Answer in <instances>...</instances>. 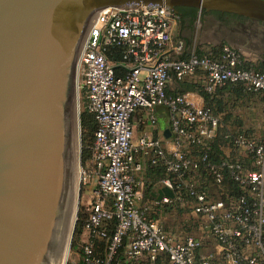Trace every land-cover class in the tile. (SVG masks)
<instances>
[{"label":"built area","instance_id":"1","mask_svg":"<svg viewBox=\"0 0 264 264\" xmlns=\"http://www.w3.org/2000/svg\"><path fill=\"white\" fill-rule=\"evenodd\" d=\"M179 19L166 5L106 6L84 36L76 83L79 109L85 107L97 122L92 165L98 178L84 264H111L124 237L129 238L125 264H155L161 254L170 264H264V133L224 136L246 152L249 164L228 155L213 160L209 150L219 136L220 117L199 91H169L173 78L197 76L209 92L238 82L264 92V72L229 43L212 54H201L194 45L182 56L185 42L175 38ZM119 54L120 60L111 57ZM157 107L168 110L170 136L137 134L136 114L144 110L139 120L156 128ZM194 147L203 152L194 153ZM147 165H162L168 174L155 180L156 187L174 192L156 196L155 204L176 198L185 204L190 198L198 235L172 237L160 219L149 216L154 204L145 200ZM111 220L114 232L101 257L95 240L109 237Z\"/></svg>","mask_w":264,"mask_h":264},{"label":"water","instance_id":"2","mask_svg":"<svg viewBox=\"0 0 264 264\" xmlns=\"http://www.w3.org/2000/svg\"><path fill=\"white\" fill-rule=\"evenodd\" d=\"M135 5L264 22V0H0V264H58L75 213L71 247L80 198L77 58L96 10ZM163 196L174 192L161 187Z\"/></svg>","mask_w":264,"mask_h":264},{"label":"trees","instance_id":"3","mask_svg":"<svg viewBox=\"0 0 264 264\" xmlns=\"http://www.w3.org/2000/svg\"><path fill=\"white\" fill-rule=\"evenodd\" d=\"M177 13L180 17V22L183 23V25H186L187 27L194 28L196 19L199 13H207V11L199 9L195 7L190 6H180L177 7ZM187 11V12H185ZM215 14L220 15H228V16H238L237 14L228 13V12H221V11H211ZM225 43V42H224ZM216 49V47L210 49L209 51H204L200 47L197 48V51L201 54H212L210 53ZM114 59L120 60L122 59V55H114L111 56ZM117 62V61H116ZM252 66L260 71L264 72V60L259 61L257 64H252ZM187 91H199L202 96L204 97L206 101V105L211 108L213 113H215L220 118L222 117L226 122L229 123H235L237 126H239V130L234 134L237 133H246L251 134L249 131L250 128H243V116L240 112V109L245 107H251V105L256 104L257 102L264 100V92L263 91H254V90H247V87L244 83L238 82V83H226L223 85L217 86L213 91H207L204 89L203 85H200L195 82H184L182 85L181 91L179 93L187 92ZM80 120H81V127H82V140H83V146H84V158H93V144L95 139V131L97 129V122L94 117V114L88 111L85 107L81 108V114H80ZM229 133H225L223 137ZM218 138L213 144L212 149L209 150L211 153V158L213 160L218 159L217 152L215 150V146H217ZM194 153L200 154L203 152V149H200L196 152L195 149H198L197 147L192 148ZM206 150V149H205ZM147 169L146 175L154 178L155 180H160L161 178L167 176V172L165 168L162 165H147L145 167ZM229 187L234 186V183L231 180H228L226 182ZM157 186V183H148L147 189L145 191V200L152 202L154 205L152 206V209L149 210V216L155 217L159 219V216L164 211H168L169 208L172 206L177 205L178 208H181L182 210H185V208H188L190 204L188 201H190V198L186 197L184 199V196L182 199L186 200L185 204H182V201H180L178 198L174 199L172 203L170 204H155V201L157 200L156 196L152 193L153 189ZM184 193V191H183ZM185 195V194H183ZM187 206V207H185ZM185 207V208H183ZM192 209V208H191ZM87 218L84 221L78 222L77 225V231L81 232L83 228L86 226ZM161 220V219H160ZM162 221V220H161ZM164 228L167 230V227L165 223L162 221ZM116 221L111 220L108 223V231H109V237L104 239H96V254L101 257H105L106 253L108 251V245L110 243V239L112 237V234L114 232ZM168 232V230H167ZM169 233V232H168ZM189 235V234H188ZM186 235V236H188ZM177 237V236H176ZM129 238L124 237L122 244L118 248L117 254L115 255V259L112 261L111 264H125L124 263V257L125 252L128 248ZM79 264H84L83 260ZM155 264H170L167 256L165 254H161L155 261Z\"/></svg>","mask_w":264,"mask_h":264},{"label":"rangeland","instance_id":"4","mask_svg":"<svg viewBox=\"0 0 264 264\" xmlns=\"http://www.w3.org/2000/svg\"><path fill=\"white\" fill-rule=\"evenodd\" d=\"M213 17V14L209 12L199 13L194 28L191 30L184 29L183 32L189 37L188 40H190L192 46L195 45L197 48L200 47L204 51H209L212 49L210 45L213 44L218 45L223 44L224 42L233 45L235 44V37L228 35L224 36L225 34L220 36V34L217 35L214 33V29L210 23ZM79 111L81 114V109H79ZM241 113L245 114V124L247 128L252 129L255 133L264 132V100L251 105V108L248 110L243 109ZM140 127L141 126L139 125L138 129L136 128L137 134L140 132ZM82 133L83 131L81 127L79 151V170L81 171V177L76 181L77 187L80 189V198L78 202L77 222L71 240V247L69 248L68 246L65 250L66 264H79L82 261V249L86 241L89 239V233L86 226L81 232L77 231V225L79 220L84 221L86 218L88 219L91 212V202L93 201L98 188V178L94 174L92 159H85L83 156L84 146ZM146 173L147 169L144 170L143 176L148 183L155 182V179L147 176ZM159 219L165 223L169 235L172 237L199 234L198 221L190 207L182 210L181 208H178L177 205L172 206L168 211L161 213Z\"/></svg>","mask_w":264,"mask_h":264},{"label":"crops","instance_id":"5","mask_svg":"<svg viewBox=\"0 0 264 264\" xmlns=\"http://www.w3.org/2000/svg\"><path fill=\"white\" fill-rule=\"evenodd\" d=\"M239 27L242 28L241 25H239ZM184 29L191 30L192 28L187 27L186 25H183V23L180 22V20H179V22L175 28V38L176 39H183L185 42V51H184V53H182V56H186L188 54V49L190 47H193L190 44L191 43L190 40H188L189 37L186 36L185 33L183 32ZM227 35L233 36L236 38L235 44L234 45L231 44V45L238 48L243 53V55H245V57L248 60L249 65L257 64L259 61L264 60L263 59L264 57H260L258 54H256V52L254 51V47H252L251 45H247L246 38L244 37L241 30H236L233 35H229L227 32L226 35H224V36H227ZM219 45H221V44H218V45L213 44L210 46H211V48H214V47L217 48ZM187 81L195 82V83L202 85L201 80L197 76H188L182 80H178L176 78H173L172 81L170 82V85H169V91L173 92V93H179L181 91L182 85L184 84V82H187ZM250 108L251 107H245L244 106L243 108L240 109V112L243 111V109L248 110ZM156 114L158 116V125L156 128H152V127L148 126L146 123H142L139 120L140 117L145 116L144 110H140L136 114V116L134 117L135 127L138 129L139 125L141 126L140 132L138 134H140L144 131H151V133H153L155 136H160L161 134L164 133L165 129L169 128L168 110L164 107H157L156 108ZM242 115H245V114H242ZM245 123H246V117L243 116V128H247ZM238 130H239V126H237L235 123L226 122L221 117L220 118V126H219V139H218L217 146H215V150L218 153L217 154L218 158H220L224 155H228V156H232L235 158H239L244 163L249 164V158L247 157L246 152L243 150L241 151V150L234 149L223 137V135L225 133L230 132V134H232V133L237 132ZM249 132L253 135H261L262 133H264V132L255 133L254 131H252V129ZM158 190H159V188L155 187L153 189L152 193L155 196H157L156 191L158 192Z\"/></svg>","mask_w":264,"mask_h":264},{"label":"flooded vegetation","instance_id":"6","mask_svg":"<svg viewBox=\"0 0 264 264\" xmlns=\"http://www.w3.org/2000/svg\"><path fill=\"white\" fill-rule=\"evenodd\" d=\"M187 12V11H185ZM213 14L210 23L217 35H233L236 30H241L246 38L247 45L254 47V51L260 57H264V22L249 19L244 16H224ZM241 25L242 28L239 27ZM264 59V58H263Z\"/></svg>","mask_w":264,"mask_h":264},{"label":"bare ground","instance_id":"7","mask_svg":"<svg viewBox=\"0 0 264 264\" xmlns=\"http://www.w3.org/2000/svg\"><path fill=\"white\" fill-rule=\"evenodd\" d=\"M99 10V9H98ZM98 10H96V12L98 11ZM96 12L92 15V17H91V19H90V21H89V23H88V26H87V28H86V31H85V34H86V32H87V29H88V27L90 26V23H91V21H92V19L95 17V14H96ZM84 34V35H85ZM83 40H84V37H83ZM82 43H83V41H82ZM79 171V172H78ZM79 173H80V176H79ZM76 181L77 180H79L80 179V177H81V171L80 170H77V172H76ZM77 183V182H76ZM74 216H75V213H73V216H72V218H71V223L69 224V226H68V238H67V244H66V246H65V249H64V252H63V254L61 255V257H60V259H59V261H58V264H65V262H66V257H65V250H66V248L69 246V239H70V235H71V230H72V226H73V220H74Z\"/></svg>","mask_w":264,"mask_h":264}]
</instances>
